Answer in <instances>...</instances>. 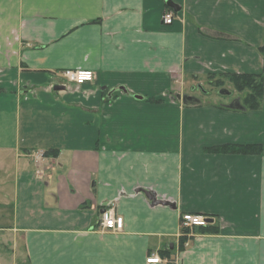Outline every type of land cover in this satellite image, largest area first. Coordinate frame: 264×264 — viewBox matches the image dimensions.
<instances>
[{"label": "crops", "instance_id": "1", "mask_svg": "<svg viewBox=\"0 0 264 264\" xmlns=\"http://www.w3.org/2000/svg\"><path fill=\"white\" fill-rule=\"evenodd\" d=\"M172 1L165 25L167 0H0V243L12 255L264 264V96L259 110L233 108L239 97L180 105H202L185 90L203 80L264 79V0ZM69 69L94 80L69 83ZM227 144L262 152L212 151ZM110 207L123 230H100ZM183 213L218 232L194 228L182 247Z\"/></svg>", "mask_w": 264, "mask_h": 264}, {"label": "rangeland", "instance_id": "2", "mask_svg": "<svg viewBox=\"0 0 264 264\" xmlns=\"http://www.w3.org/2000/svg\"><path fill=\"white\" fill-rule=\"evenodd\" d=\"M187 87L185 92L200 98L202 100L201 106H194V107H186L180 102L182 108L184 109H204L209 104H213L216 107H220L224 104H230L234 98H241L242 103H245V97L249 94L250 90H240L236 87L233 81L230 78H219V79H210V80H203L201 87H196L194 90L189 89ZM227 90L226 92H222V90ZM230 93V94H229ZM157 102V100H156ZM164 100L162 99V103ZM221 147V146H219ZM214 153H228L222 150L214 151ZM238 154V153H233ZM202 215V214H201ZM208 220L212 219L209 216L203 215ZM206 227V226H205ZM12 248L11 246L7 247L6 245L0 243V264H29L26 257L22 254H18L17 256L12 255L11 250L7 249Z\"/></svg>", "mask_w": 264, "mask_h": 264}, {"label": "built area", "instance_id": "3", "mask_svg": "<svg viewBox=\"0 0 264 264\" xmlns=\"http://www.w3.org/2000/svg\"><path fill=\"white\" fill-rule=\"evenodd\" d=\"M176 19V13L172 9H168L162 16V22L165 25H171ZM64 78L76 85H84L94 80V71L88 69H69L62 72ZM43 153H38L40 159ZM209 220L201 214L183 213L181 215L182 228H188L190 231L197 227H205ZM100 230L105 231H121L124 228V218L116 214L115 210L110 207L103 210L101 214ZM162 261L160 257H151L147 259L148 263H158Z\"/></svg>", "mask_w": 264, "mask_h": 264}, {"label": "trees", "instance_id": "4", "mask_svg": "<svg viewBox=\"0 0 264 264\" xmlns=\"http://www.w3.org/2000/svg\"><path fill=\"white\" fill-rule=\"evenodd\" d=\"M230 78L236 87L240 90L249 89V94L245 97V103H242L244 110H259L262 108L263 96H264V79L261 76L254 74H238L228 73L222 76V78ZM155 102V100H151ZM225 151L228 153L238 154H259L262 152L261 144H227L221 147H215L212 151ZM188 228H183L181 237L182 247L187 240ZM203 232H218L217 227H206L202 229Z\"/></svg>", "mask_w": 264, "mask_h": 264}, {"label": "water", "instance_id": "5", "mask_svg": "<svg viewBox=\"0 0 264 264\" xmlns=\"http://www.w3.org/2000/svg\"><path fill=\"white\" fill-rule=\"evenodd\" d=\"M167 5H168V7H169L170 9L174 10V12H179V11L181 10V6L178 5V4H176V3H174L172 0H167ZM62 88H64V87H62V86H60V85L55 86V89H56V90H59V89H62ZM222 92H226V93H227V90H224V89H223ZM137 97H138V98H142V97L139 96V95H137ZM182 99H183L184 104H186V105H196V104H199V102H200L199 99H197L196 97L189 96V95H185V96H183ZM241 106H242V105H241L240 103H238V101L235 102V103L232 105V107H233V108H236V109H240V108H242ZM145 192H146L147 196H148L151 200H155L154 195H153L150 191H145Z\"/></svg>", "mask_w": 264, "mask_h": 264}]
</instances>
